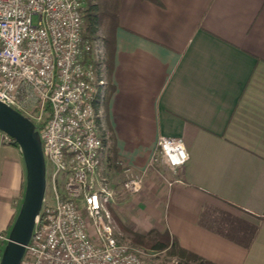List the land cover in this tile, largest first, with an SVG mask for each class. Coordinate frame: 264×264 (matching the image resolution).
Segmentation results:
<instances>
[{
    "label": "crops",
    "instance_id": "crops-1",
    "mask_svg": "<svg viewBox=\"0 0 264 264\" xmlns=\"http://www.w3.org/2000/svg\"><path fill=\"white\" fill-rule=\"evenodd\" d=\"M159 2L115 4L111 90L94 97L105 186L126 194L122 162L144 174L132 197L144 232L212 264H264V0ZM160 136L181 139V168L148 167ZM24 178L0 132V233Z\"/></svg>",
    "mask_w": 264,
    "mask_h": 264
},
{
    "label": "built area",
    "instance_id": "built-area-1",
    "mask_svg": "<svg viewBox=\"0 0 264 264\" xmlns=\"http://www.w3.org/2000/svg\"><path fill=\"white\" fill-rule=\"evenodd\" d=\"M84 10L85 0H0V102L34 125L45 162L43 203L19 264H158L118 241L105 208L113 194L94 107L107 85L105 52L82 37ZM187 158L180 138L160 136L148 167L173 171ZM117 165L122 189L138 194L144 174Z\"/></svg>",
    "mask_w": 264,
    "mask_h": 264
},
{
    "label": "water",
    "instance_id": "water-1",
    "mask_svg": "<svg viewBox=\"0 0 264 264\" xmlns=\"http://www.w3.org/2000/svg\"><path fill=\"white\" fill-rule=\"evenodd\" d=\"M0 132L18 147L25 171L22 202L0 254V264H19L43 203L46 186L45 162L34 125L1 102Z\"/></svg>",
    "mask_w": 264,
    "mask_h": 264
},
{
    "label": "rangeland",
    "instance_id": "rangeland-1",
    "mask_svg": "<svg viewBox=\"0 0 264 264\" xmlns=\"http://www.w3.org/2000/svg\"><path fill=\"white\" fill-rule=\"evenodd\" d=\"M116 1L117 0H106V2H104L102 0L101 5L99 6L100 9L96 13L97 18L99 20L98 32L100 33L101 36L103 35L112 36L113 20L109 15V13L110 10L113 11L112 8L113 5L116 3ZM86 8H87V4H85V9ZM97 36L99 39L101 38V36H99L98 34ZM9 142L11 141L9 140ZM115 178H117L116 174H115ZM114 183L117 184L116 182ZM116 186H117L116 187L117 191L119 192L120 188H118V185ZM114 192L116 191L114 190ZM136 195H129V194L127 195V193L126 194L122 193L118 198L116 199L113 198L112 202L107 203L105 205V208L108 210V212L111 215L114 234L118 239V241L131 245V239H132L134 246H136L138 249H145L147 248V243H149L151 237H148V235H146L147 232H144V229L141 226L137 225L136 217L138 216V212H136L137 211L135 206L136 200H133L132 198L135 197ZM21 196L23 198V193ZM22 198L19 201V207L22 202ZM17 211L15 215L17 214ZM140 235L144 236L143 238L144 243L141 244L134 243L133 240H137V238ZM3 246L1 247V249L3 248ZM141 252H142L141 254L142 257L145 258L146 260L153 261L158 264H175V259L166 257L165 254L162 252L161 253L152 252V251H148V252L141 251Z\"/></svg>",
    "mask_w": 264,
    "mask_h": 264
},
{
    "label": "trees",
    "instance_id": "trees-1",
    "mask_svg": "<svg viewBox=\"0 0 264 264\" xmlns=\"http://www.w3.org/2000/svg\"><path fill=\"white\" fill-rule=\"evenodd\" d=\"M106 2V0H103ZM156 5H160L159 0H148ZM102 0H86L87 8L85 9L82 19H83V32L82 37L89 41L99 39L97 36L98 28H99V20L97 18V11H99V6L101 5ZM116 4V3H115ZM115 4L113 5V11L110 10L109 15L112 18V26L115 23ZM101 41L105 50V57H104V64L106 67V74L107 76L110 75L112 69V59H113V39L112 36L103 35L101 36ZM86 58H90L86 57ZM108 84V90H111V86ZM11 143L13 141L10 139ZM104 140H102L103 143ZM17 147V146H16ZM14 217L11 218L9 226H11ZM221 231V230H220ZM253 233V231H252ZM251 233V235H252ZM148 237H151L149 243H147V248L145 249H138L134 246L132 239H131V246L138 250L148 252H157V253H164L166 257L175 259V264H212L211 262L202 259L196 255H193L183 249H181L177 243V241L171 237L166 232H158L155 229H151L147 232ZM145 235V236H146ZM144 236L140 235L137 240H133L134 243L141 244L143 242Z\"/></svg>",
    "mask_w": 264,
    "mask_h": 264
},
{
    "label": "bare ground",
    "instance_id": "bare-ground-1",
    "mask_svg": "<svg viewBox=\"0 0 264 264\" xmlns=\"http://www.w3.org/2000/svg\"><path fill=\"white\" fill-rule=\"evenodd\" d=\"M8 234V233H7ZM4 247V246H3ZM3 249V248H2ZM2 249L0 250V254H1V251H2Z\"/></svg>",
    "mask_w": 264,
    "mask_h": 264
}]
</instances>
